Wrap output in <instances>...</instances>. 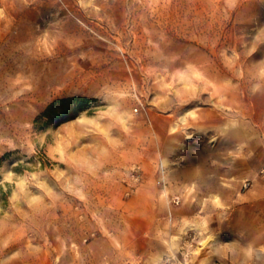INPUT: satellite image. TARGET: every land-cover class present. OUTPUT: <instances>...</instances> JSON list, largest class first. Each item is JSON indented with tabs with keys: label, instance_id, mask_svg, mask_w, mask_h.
I'll use <instances>...</instances> for the list:
<instances>
[{
	"label": "rangeland",
	"instance_id": "1",
	"mask_svg": "<svg viewBox=\"0 0 264 264\" xmlns=\"http://www.w3.org/2000/svg\"><path fill=\"white\" fill-rule=\"evenodd\" d=\"M0 264H264V0H0Z\"/></svg>",
	"mask_w": 264,
	"mask_h": 264
},
{
	"label": "trees",
	"instance_id": "2",
	"mask_svg": "<svg viewBox=\"0 0 264 264\" xmlns=\"http://www.w3.org/2000/svg\"><path fill=\"white\" fill-rule=\"evenodd\" d=\"M75 101H81L79 100V98H71V99H62V100H58L53 102L47 109V115L49 118H52L53 114V109L56 108L58 110V112H62L63 108L62 106L67 104V103H73Z\"/></svg>",
	"mask_w": 264,
	"mask_h": 264
},
{
	"label": "built area",
	"instance_id": "3",
	"mask_svg": "<svg viewBox=\"0 0 264 264\" xmlns=\"http://www.w3.org/2000/svg\"><path fill=\"white\" fill-rule=\"evenodd\" d=\"M137 112H138V108L135 109V113H137Z\"/></svg>",
	"mask_w": 264,
	"mask_h": 264
},
{
	"label": "crops",
	"instance_id": "4",
	"mask_svg": "<svg viewBox=\"0 0 264 264\" xmlns=\"http://www.w3.org/2000/svg\"><path fill=\"white\" fill-rule=\"evenodd\" d=\"M163 165V164H162ZM162 168H163V166H161ZM165 168V167H164ZM164 168H163V170H164ZM164 172V171H163ZM166 174V173H165ZM166 176H164V178H165Z\"/></svg>",
	"mask_w": 264,
	"mask_h": 264
}]
</instances>
